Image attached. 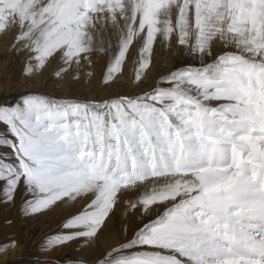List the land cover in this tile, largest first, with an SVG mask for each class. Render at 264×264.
I'll return each instance as SVG.
<instances>
[{
    "label": "snow or ice",
    "instance_id": "snow-or-ice-1",
    "mask_svg": "<svg viewBox=\"0 0 264 264\" xmlns=\"http://www.w3.org/2000/svg\"><path fill=\"white\" fill-rule=\"evenodd\" d=\"M0 54L29 264H264V0H0Z\"/></svg>",
    "mask_w": 264,
    "mask_h": 264
},
{
    "label": "bare ground",
    "instance_id": "bare-ground-1",
    "mask_svg": "<svg viewBox=\"0 0 264 264\" xmlns=\"http://www.w3.org/2000/svg\"><path fill=\"white\" fill-rule=\"evenodd\" d=\"M20 68L18 66L17 60L8 55L6 58L0 54V97L7 95L9 101H11L16 93L14 91H10L8 88V83L16 78L19 75ZM3 133V126L0 125V134ZM9 154L10 151L7 147H0V155ZM6 220L11 218L14 223L10 226L5 224L6 222L1 220L0 224V241L3 240L5 235L13 236L15 240L19 242V246L12 248L5 252H0V262H5V260L12 258L18 254H21L25 247L34 250L36 247V241L39 236L44 231H48L50 227H54L53 222H33V221H25L19 215V211L16 207H8L5 211ZM20 228L22 235L18 237L19 234L15 233V229ZM33 228V229H32ZM32 229V230H31ZM18 231V229L16 230ZM18 234V235H17ZM57 255H71V250L66 253H62V250H57ZM19 256V255H18Z\"/></svg>",
    "mask_w": 264,
    "mask_h": 264
},
{
    "label": "rangeland",
    "instance_id": "rangeland-1",
    "mask_svg": "<svg viewBox=\"0 0 264 264\" xmlns=\"http://www.w3.org/2000/svg\"><path fill=\"white\" fill-rule=\"evenodd\" d=\"M7 208L8 207L0 205V224H1V220L5 221L6 222L5 224H7V220L5 219L6 218L5 211L7 210ZM17 229L18 231H16ZM17 229H15V233H18L19 234L18 237H21L22 233L21 231H19L20 228H17ZM18 255L5 260V262H0V264H29V261L33 259V257L36 255V252L32 249H29L28 247H25L22 253Z\"/></svg>",
    "mask_w": 264,
    "mask_h": 264
}]
</instances>
